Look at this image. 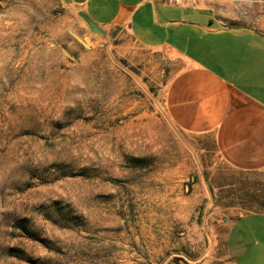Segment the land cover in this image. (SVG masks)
Returning <instances> with one entry per match:
<instances>
[{"label":"rangeland","instance_id":"rangeland-1","mask_svg":"<svg viewBox=\"0 0 264 264\" xmlns=\"http://www.w3.org/2000/svg\"><path fill=\"white\" fill-rule=\"evenodd\" d=\"M80 22L59 0H0V264H34L10 248L39 264H232L233 211L211 186L249 176L169 120L160 55Z\"/></svg>","mask_w":264,"mask_h":264},{"label":"crops","instance_id":"crops-1","mask_svg":"<svg viewBox=\"0 0 264 264\" xmlns=\"http://www.w3.org/2000/svg\"><path fill=\"white\" fill-rule=\"evenodd\" d=\"M59 1L88 32L81 11L105 34L125 29L162 57L169 120L213 153L214 165L250 177L211 186L214 200L233 211L222 218L229 259L236 264L233 257L254 249L264 255V0ZM240 207L248 209L234 213Z\"/></svg>","mask_w":264,"mask_h":264},{"label":"water","instance_id":"water-1","mask_svg":"<svg viewBox=\"0 0 264 264\" xmlns=\"http://www.w3.org/2000/svg\"><path fill=\"white\" fill-rule=\"evenodd\" d=\"M79 16L83 19V21L85 22L86 26L88 27V29L93 32L96 33L98 35L103 36L105 34L104 29L99 26L96 22H94L88 15H86L84 12H79ZM75 38L85 47H88V44L76 33H74ZM62 51L64 54H66L67 56H69L70 58H73V56L64 48H62Z\"/></svg>","mask_w":264,"mask_h":264},{"label":"trees","instance_id":"trees-1","mask_svg":"<svg viewBox=\"0 0 264 264\" xmlns=\"http://www.w3.org/2000/svg\"><path fill=\"white\" fill-rule=\"evenodd\" d=\"M18 227L27 234L28 237L32 238V239H38L41 241L40 238H38L37 236H35V234L33 233L32 230H29V228L27 227V225L20 221L18 222ZM10 251H12L13 255H16L20 258L26 259L27 261L34 263V264H39L38 260L31 258L30 256H27L23 250L17 249V248H10Z\"/></svg>","mask_w":264,"mask_h":264},{"label":"built area","instance_id":"built-area-1","mask_svg":"<svg viewBox=\"0 0 264 264\" xmlns=\"http://www.w3.org/2000/svg\"><path fill=\"white\" fill-rule=\"evenodd\" d=\"M169 3H173V4H176V3H181L183 2L184 0H167Z\"/></svg>","mask_w":264,"mask_h":264},{"label":"snow or ice","instance_id":"snow-or-ice-1","mask_svg":"<svg viewBox=\"0 0 264 264\" xmlns=\"http://www.w3.org/2000/svg\"><path fill=\"white\" fill-rule=\"evenodd\" d=\"M57 223L59 222V221H56Z\"/></svg>","mask_w":264,"mask_h":264}]
</instances>
